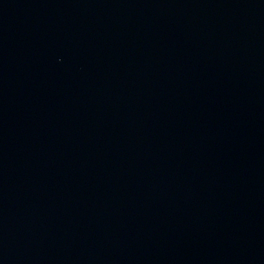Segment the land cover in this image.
<instances>
[{
  "label": "water",
  "instance_id": "obj_1",
  "mask_svg": "<svg viewBox=\"0 0 264 264\" xmlns=\"http://www.w3.org/2000/svg\"><path fill=\"white\" fill-rule=\"evenodd\" d=\"M0 264H264V0H0Z\"/></svg>",
  "mask_w": 264,
  "mask_h": 264
}]
</instances>
